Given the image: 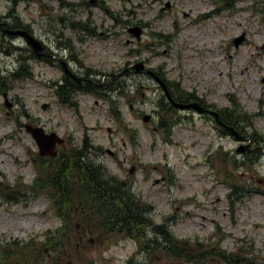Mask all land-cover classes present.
<instances>
[{
    "label": "rangeland",
    "instance_id": "obj_1",
    "mask_svg": "<svg viewBox=\"0 0 264 264\" xmlns=\"http://www.w3.org/2000/svg\"><path fill=\"white\" fill-rule=\"evenodd\" d=\"M15 21L55 53L73 56L99 84L114 74L124 83L104 91L108 98L74 90L61 102L60 61L31 57L24 38L3 31L1 24ZM135 25L143 29L139 40L128 31ZM138 62L146 69L136 72ZM21 67L31 75L14 79ZM157 78L173 92L180 84L181 94L198 99L191 103L214 114L237 100L253 118V127L241 125L248 137L224 133L212 113L175 107L177 124L165 132ZM27 123L56 132L66 149L88 145L87 158L151 206L145 216L154 226L189 241L193 256L160 251L151 228L145 238L159 248L144 251L132 237L89 231L76 218L77 247L58 264H264V150L251 164L241 157L254 150L252 129L264 136V0H237L233 8L221 0H0V181L26 194L17 202L0 195V240L8 243L43 241L62 225L49 196L29 187L39 151ZM232 182L247 192L231 195ZM221 250L236 260H224Z\"/></svg>",
    "mask_w": 264,
    "mask_h": 264
},
{
    "label": "trees",
    "instance_id": "obj_2",
    "mask_svg": "<svg viewBox=\"0 0 264 264\" xmlns=\"http://www.w3.org/2000/svg\"><path fill=\"white\" fill-rule=\"evenodd\" d=\"M18 1L21 0H15V2ZM221 1L225 8H233L237 0ZM22 27L29 30L28 26L15 21L12 24H7L3 31L5 30L7 34L9 29ZM77 27L87 30L81 23H78ZM155 35L159 39L168 36ZM31 57H36L33 51ZM44 59L47 58L44 57ZM18 70H20L19 74H17L18 72L13 74L15 75L14 79H22L31 75L29 69L23 70L21 67ZM112 77L113 82L104 85L99 84L100 80L94 78L95 82L89 91L98 97L108 98V94L104 91L113 90L114 85L121 86L124 83L118 74H114ZM69 80V77L64 75L60 84L55 83V91L63 103L68 102L70 92L81 89L79 84L73 80L74 85L70 87ZM167 87L175 101L198 100L190 93L181 94L183 90L180 91V84L176 85V92H173L168 85ZM160 108L166 114H162L160 117L159 126L165 132H169L177 124L178 114L165 95L160 100ZM217 114V121L221 123L219 125L224 133L231 134L229 127L236 130H240L241 125L253 127L252 116L244 111L235 99L231 101V107L221 109ZM245 135L247 136L246 133ZM248 140L253 143L254 150L241 156L244 164L253 163L264 150L257 146L264 142V136L255 129L251 130ZM85 144L87 145V142ZM87 148L88 145L70 149L62 146L55 157L37 155L35 160L37 176L32 186L29 185V187L34 194L42 191L49 196L62 220V225L54 231H46L43 241L30 239L27 242L14 240L8 243L0 240V264H25V262L26 264H58L63 253H71L77 247L72 233L74 229L71 225V223H75L76 218H80L81 224L91 227L88 228L89 231H92V227H94V229L96 228L94 231H105L108 234L123 233L132 237L140 243V247L144 251L159 248L156 238L162 240L159 243L161 244L160 251H166L168 254L184 260L192 259L189 241L174 239L164 224L154 226L150 218L145 216L150 212L151 206L144 204L139 197L131 194L129 186L125 182L107 176L102 165L90 161L87 158ZM230 187L231 195L242 197L247 192L245 185L238 182L230 183ZM0 195L7 201L15 202L26 196L16 186H10L3 181H0ZM149 228L155 238H145V230H149ZM194 247L196 248V245L192 246L193 249ZM217 254L226 261L236 260V258L230 259L223 250ZM129 264H133V260L130 259Z\"/></svg>",
    "mask_w": 264,
    "mask_h": 264
},
{
    "label": "water",
    "instance_id": "obj_3",
    "mask_svg": "<svg viewBox=\"0 0 264 264\" xmlns=\"http://www.w3.org/2000/svg\"><path fill=\"white\" fill-rule=\"evenodd\" d=\"M130 33H132L138 40L141 39L143 29L140 26H132L128 30ZM7 33L11 36H20L23 37L27 43L31 46L33 52L38 56H43L47 52L45 51V48L43 46V43L36 38L33 34H31L29 31L25 29H19V30H7ZM240 40H236L235 43L238 45ZM135 71L140 72L146 69V66L143 62H138L135 65ZM68 75L71 76L76 82L82 83V78L76 75L75 73L71 72L70 70L67 71ZM149 74H154L152 71H148ZM161 84L165 90V93L167 94L169 100L179 109H196L198 111H202L203 108L199 103H179L173 100L170 93L167 90V87L165 86L164 82L161 81ZM8 104V103H7ZM8 107H11V104L7 105ZM46 107V106H45ZM216 115V114H215ZM143 120L145 122L150 120V115H144ZM25 128L27 132L31 134V136L34 138L37 146L38 151L41 156H52L55 157L58 154L57 146L64 144L65 140L62 138L59 134L56 132H46L44 128L41 126H34L30 123L25 124ZM229 130L232 132L234 137L236 139L242 138V133L238 130H236L233 127H229ZM246 148L244 146H240L237 151H243ZM93 242V240H91Z\"/></svg>",
    "mask_w": 264,
    "mask_h": 264
},
{
    "label": "flooded vegetation",
    "instance_id": "obj_4",
    "mask_svg": "<svg viewBox=\"0 0 264 264\" xmlns=\"http://www.w3.org/2000/svg\"><path fill=\"white\" fill-rule=\"evenodd\" d=\"M21 29V28H19ZM29 32L32 33V31L29 29ZM45 46V44H44ZM45 50L47 51L46 57L47 60H49L48 62H52V59H57L58 61H60V65L59 67L62 69L63 71V77L64 75L69 77V81L68 84L70 85V87L72 85H74L73 81L76 82L71 76L68 75L67 71H72L73 73H75L76 75H78L79 77L82 78V83H77L79 84L80 88L82 89H90L91 85L95 82L94 77L89 74L87 71H84L81 68L76 67V65L74 66V62H72L75 58L71 55L67 56V55H60L59 53H55L51 48H49L48 46H45ZM72 62V63H71ZM62 77V79H63ZM73 80V81H72ZM202 103V102H200ZM204 106H202L203 110L200 112V114H204V113H212L208 106H206V104L202 103Z\"/></svg>",
    "mask_w": 264,
    "mask_h": 264
}]
</instances>
